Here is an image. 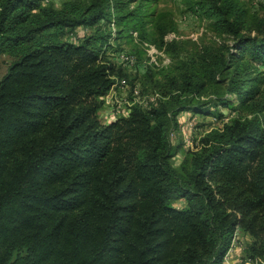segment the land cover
Here are the masks:
<instances>
[{"label": "trees", "instance_id": "trees-1", "mask_svg": "<svg viewBox=\"0 0 264 264\" xmlns=\"http://www.w3.org/2000/svg\"><path fill=\"white\" fill-rule=\"evenodd\" d=\"M132 1L56 9L0 0V58H9L0 79V264H226L237 247L244 262L264 264V16L251 28L240 0H199L192 11L234 39L237 55L182 62L157 84L155 103L102 124L101 97L122 78L108 56L113 42L126 33L148 40L149 0L131 9ZM80 28L92 32L75 36ZM221 107L238 115L175 168L179 115L220 117Z\"/></svg>", "mask_w": 264, "mask_h": 264}, {"label": "rangeland", "instance_id": "rangeland-1", "mask_svg": "<svg viewBox=\"0 0 264 264\" xmlns=\"http://www.w3.org/2000/svg\"><path fill=\"white\" fill-rule=\"evenodd\" d=\"M65 1L69 0H43L44 3L50 4L56 9H59ZM240 1L248 12L249 23L252 28L255 26L256 21L264 16V0ZM196 2H199V0H149L147 12L152 13V16L147 19L149 24L147 28L148 40L145 43L151 44L161 52L164 49V39L166 36L175 35L177 38L171 45L169 44L170 48H166L163 53L168 63L160 69L150 67L147 64V53L141 45L136 42L134 36H130V34L126 33L113 42L114 49L112 52L110 51V53H108V56L110 60L121 69V79L129 83L133 82L134 87H138L140 90V100L144 102V104L150 102L149 100L154 94H160L157 90V84L159 82L161 84L165 82L164 76L166 74L177 75V66L182 62H194L200 55L207 51L222 53L229 50L230 53L232 52L234 55H237L235 51L231 50L237 43L234 39L227 34L215 30L208 20L203 19L198 14H196L197 16L195 15L192 11V7ZM137 4V0H133L132 3H130V8H134ZM91 32L92 29L80 28L76 30L74 35L83 37ZM245 34L254 35V33H250L249 30H247ZM67 36L66 39H68ZM118 36L119 35H116V37ZM121 54H126L129 57L135 58V64L133 66H128L121 63ZM159 61L161 63L163 58L160 57ZM8 63L9 58H0V79L6 74ZM261 71L263 76L262 80H264V68H261ZM129 83L128 88H118L116 90V94L111 101V106H108L109 108L102 106L98 113V119L102 124L110 123V114H116L118 110L117 106L120 102L123 107H126V104H123L124 102H132L134 100L132 94L133 87ZM258 86L260 88V95L257 99L264 100V83ZM207 97H209L208 94H206L204 98ZM218 110L220 111L219 114L222 115L220 117L186 112L187 115L181 118L185 123L193 121L195 127L189 139L191 145L185 142V137L182 134H175L172 140L174 149L176 150L175 156L172 159V164L175 168L181 170L182 166L186 164L187 154L195 148L199 139L204 134L213 129L221 128L225 122L230 121L238 115L237 112H231L224 107ZM105 112L108 113L107 116H104ZM174 206L176 208H184L186 203L183 200H178L174 202ZM237 238L242 244H248L250 241L249 237L241 233H238ZM242 254V251L237 247L228 257L226 264H251V262H244L242 260Z\"/></svg>", "mask_w": 264, "mask_h": 264}, {"label": "built area", "instance_id": "built-area-1", "mask_svg": "<svg viewBox=\"0 0 264 264\" xmlns=\"http://www.w3.org/2000/svg\"><path fill=\"white\" fill-rule=\"evenodd\" d=\"M111 29L114 33L116 32V27H115L114 23L111 24ZM133 36L135 37L136 42L138 44H140L141 47L147 53V56H148L147 64L150 67H153V68L155 67L157 69H160V68L164 67L165 64L168 63L166 60V57L163 55V53L165 52V50L169 44L173 43L175 41V39L177 40L175 35L166 36V38L164 39V49L161 52H159L151 44H148L145 42H139L136 33H134ZM160 57L163 58V61L161 63L159 61ZM120 62L124 63L125 65H128V66H133L135 64V58L129 57L126 54H121L120 55ZM118 88H120V89L128 88V82L124 79H116V82L113 85L112 89L105 96L101 97V101L103 102L104 107L109 108L108 106H111V101L113 100V97L115 96L116 90ZM132 94H133L134 100L132 102H124L123 104H126V107H123L121 102H120L119 105L117 106L118 110L116 111V114L115 115L110 114V118H109L110 122H112L118 118H121V117H127L130 114L131 108L133 107L134 104L138 103L140 105H145L144 102H142L140 100V90L138 89V87L132 88ZM159 98H160V94L156 93L152 96V98H150L149 101H150V103H155ZM112 108H113V106H112ZM186 115H187V113H182L181 115H179V117H178L179 118L178 119L179 120L178 129L176 131L171 132L170 138H171V140H173L175 134H182L185 137V142L188 145H191L189 139H190V135L192 134V132H194L193 129H194L195 125L193 124V121L185 123L181 120V118H184Z\"/></svg>", "mask_w": 264, "mask_h": 264}, {"label": "crops", "instance_id": "crops-1", "mask_svg": "<svg viewBox=\"0 0 264 264\" xmlns=\"http://www.w3.org/2000/svg\"><path fill=\"white\" fill-rule=\"evenodd\" d=\"M107 115H108V113L105 112L104 116H107ZM109 121H110V120H109Z\"/></svg>", "mask_w": 264, "mask_h": 264}]
</instances>
